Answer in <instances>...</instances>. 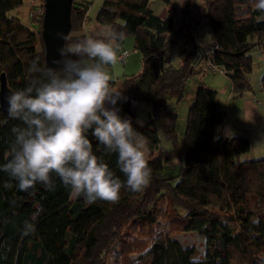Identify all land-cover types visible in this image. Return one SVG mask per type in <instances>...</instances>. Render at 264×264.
<instances>
[{"label":"trees","instance_id":"1","mask_svg":"<svg viewBox=\"0 0 264 264\" xmlns=\"http://www.w3.org/2000/svg\"><path fill=\"white\" fill-rule=\"evenodd\" d=\"M94 0H74L71 31L66 42L89 36L88 13ZM152 0H104L95 21L111 32L132 37L141 54L142 71L125 76L119 103L122 117L131 118L149 152V181L139 191L121 188L116 200L88 203L71 194L52 174L54 190L36 184L23 197L15 182L0 172V264H260L264 260V157L247 159L251 141L225 137L226 111L218 93L200 82L188 112L184 152L178 138L179 104L186 85L207 72L206 59L193 63L195 46H217L213 64L227 71L234 98L264 93L258 88L251 52L264 48V9L258 0H186L184 10L166 18L154 14ZM168 6L170 0H162ZM44 0H41L43 3ZM24 0H0V79L8 88H24L45 67L43 15L35 28L10 13ZM194 13V14H193ZM185 20L180 26V15ZM195 15L189 18L188 15ZM208 24V38L201 25ZM178 54L179 67L173 63ZM203 66V67H202ZM115 83L110 82V87ZM150 108L148 122H137L134 107ZM20 122L0 105V164L9 158L11 129ZM93 151L121 180L116 154L107 152L88 133ZM180 161L177 176L166 178L165 165ZM37 213L33 220V214ZM32 228L26 230L25 223ZM204 237L203 255L183 244L179 235Z\"/></svg>","mask_w":264,"mask_h":264},{"label":"clouds","instance_id":"2","mask_svg":"<svg viewBox=\"0 0 264 264\" xmlns=\"http://www.w3.org/2000/svg\"><path fill=\"white\" fill-rule=\"evenodd\" d=\"M258 7L264 9V0H258ZM57 36L66 40L63 33ZM121 38L122 33L113 31L66 42L58 49L56 67L34 64L40 75L5 93L7 114L20 123L11 129L9 158L0 164V172L20 191L38 183L54 190V174L71 194L93 203L116 200L121 188L136 192L148 183L145 138L131 118L120 114L119 103L127 99L123 91L110 87L107 69L116 62ZM89 132L116 154L123 180L95 154ZM32 227L25 223L26 230Z\"/></svg>","mask_w":264,"mask_h":264},{"label":"rangeland","instance_id":"3","mask_svg":"<svg viewBox=\"0 0 264 264\" xmlns=\"http://www.w3.org/2000/svg\"><path fill=\"white\" fill-rule=\"evenodd\" d=\"M32 0H24V4L21 8L13 11L10 13L11 16L18 17L23 24L26 26H29L31 28H35L36 24L30 19V12H32L33 7L31 4ZM41 1V0H40ZM104 0H94L93 4L90 7L89 13H88V19L87 22H90L91 25H89V36L95 35V36H107L111 33L110 28L108 27H102L98 25L95 21V15L99 11L102 3ZM39 4V0L37 2V5ZM98 26V31H95L92 27ZM201 28L203 29L206 37L208 38V24L201 25ZM88 31V30H87ZM95 31V32H93ZM125 44L122 47V51H127L130 55L129 58H126L124 61L116 59V62L108 67V71L110 73V82H114L112 88L116 90H120L121 88V82L123 81L125 76H132L139 74L142 71V63H141V54L137 53V55L133 54L134 48V39L132 37L127 38L125 40ZM251 55L254 59V71L250 77V80L252 81L251 84L258 88L261 82V78L264 74V59L259 58V56H262L264 58V48H255ZM173 63L176 67H179L181 61L179 59L178 54L173 55ZM200 82L205 83L209 87H212L215 89L218 93V99L221 98V101H224V93L225 95L227 93L231 92V82L229 78L225 75H219V74H212L210 72H203L198 73L193 80H190L186 85V92L184 99L179 103L176 104L175 101L171 102L172 107H176L178 114H179V120H178V140L180 143V150L183 153L184 152V136H185V129H186V122L188 118V112L191 105L195 102L196 98V89ZM262 93V92H261ZM264 96V95H263ZM134 109L137 111V122L141 125H145L148 122V116L150 113V108L145 105H138L134 107ZM149 158V152L146 147V161ZM179 167H180V161L176 160L174 162L168 163L165 165L164 168V176L166 178L177 176L179 173ZM179 240L189 246H194L196 248L197 254L203 255V248L205 244V239L203 236L197 234V233H184L182 235H179Z\"/></svg>","mask_w":264,"mask_h":264},{"label":"crops","instance_id":"4","mask_svg":"<svg viewBox=\"0 0 264 264\" xmlns=\"http://www.w3.org/2000/svg\"><path fill=\"white\" fill-rule=\"evenodd\" d=\"M170 1L172 5L168 6L162 0H152L151 8L154 14L161 18H166L168 17L172 9L176 10L177 12H180L186 7V0ZM89 25H91L90 22H87L85 25L87 34H89L90 32V27H88ZM92 28L95 31H98V26H93ZM202 32H204L203 29ZM125 42L126 41H124V44ZM123 53H126V56L122 59V61L130 57L128 52L122 51L121 48L119 56L123 57ZM137 53L138 52L136 50L133 51V54L137 55ZM259 58L264 59L262 56H259ZM250 82L252 81L250 80ZM263 95L264 93L257 92L248 93L241 98H234L231 88L230 93H227L226 95L224 93V101H221V98L218 99L220 106L226 111V122L220 129L221 133L225 137H233L238 135H243L247 137L252 144L250 153L246 155L247 159H260L264 157Z\"/></svg>","mask_w":264,"mask_h":264},{"label":"water","instance_id":"5","mask_svg":"<svg viewBox=\"0 0 264 264\" xmlns=\"http://www.w3.org/2000/svg\"><path fill=\"white\" fill-rule=\"evenodd\" d=\"M74 0H44V15L42 23V39L45 45V67H56L53 63L59 59L58 49L66 40L71 31V12ZM57 33H63L65 41L58 38ZM124 39L118 42L116 57L120 54L124 45ZM113 65V64H111ZM110 65V66H111ZM10 89L8 88L6 76L3 74L0 79V105L4 113L7 114V105L4 102V95ZM34 188V187H33ZM23 192L19 189L17 194L21 197L28 195L32 189Z\"/></svg>","mask_w":264,"mask_h":264},{"label":"built area","instance_id":"6","mask_svg":"<svg viewBox=\"0 0 264 264\" xmlns=\"http://www.w3.org/2000/svg\"><path fill=\"white\" fill-rule=\"evenodd\" d=\"M37 2H38V0H32L31 1L33 11L30 12V19L32 21L35 20L36 18H38L40 14L44 15V2L41 3V1L39 0L38 5H37ZM194 16L195 15H192V14L188 15L189 18H193ZM184 20H185V15L181 14L178 24L181 26L183 24ZM195 36H196V32L192 31L190 36L188 38H186L187 39L186 44L191 45V48L196 52V56L193 60V63L196 66H199L200 62L203 59H206L207 63L205 66V70L207 72H210V73L215 74V75L219 74V75L227 76V71L224 68L216 66L215 64H213V62L211 60V57L214 55V53L218 49V47L213 46L211 48H207L206 45H201V44L199 45V47H197L194 45L193 40H192V38H194ZM123 55H124L123 57L118 55L117 59L122 60L126 56V53H123Z\"/></svg>","mask_w":264,"mask_h":264}]
</instances>
